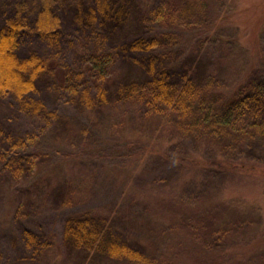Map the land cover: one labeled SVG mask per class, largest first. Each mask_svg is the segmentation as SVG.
I'll return each instance as SVG.
<instances>
[{
  "label": "trees",
  "instance_id": "trees-1",
  "mask_svg": "<svg viewBox=\"0 0 264 264\" xmlns=\"http://www.w3.org/2000/svg\"><path fill=\"white\" fill-rule=\"evenodd\" d=\"M213 6V0L14 3L0 26V100L15 97L48 128H57L58 140L78 137L81 147L86 145L80 154L74 147L55 152L75 164L100 157L111 179L122 178L123 189L112 204L69 214L60 244L52 226L45 234L28 226L16 229L14 240L24 241L13 255L0 246V264H264L263 208L226 194L241 182L237 179L264 175V63L231 93L220 89L222 80L198 49L203 37L220 26L216 15L210 19ZM60 8L101 41L84 69L71 76L65 72L62 82L70 88L77 114L90 118L80 133L70 126L69 116L31 96L56 63L36 52L24 58L17 54L27 32L59 36ZM192 39L194 48L189 47ZM107 113L115 119L109 122L112 131ZM119 121L126 126L114 123ZM3 127L0 145L11 144L0 152V161L12 164L27 151L22 136L13 140ZM168 131L171 136L165 138ZM87 137L98 142L95 148L103 154L94 156ZM65 139L62 143L70 142ZM142 190L143 196L136 197ZM80 191L64 180L45 189L43 197L48 194L62 209L85 202L87 195ZM172 205L178 216L169 213ZM4 221L0 228L10 224ZM232 234L237 241L230 252L218 239ZM188 238L194 242L184 244ZM153 239L172 247L170 255L152 252L148 243Z\"/></svg>",
  "mask_w": 264,
  "mask_h": 264
},
{
  "label": "rangeland",
  "instance_id": "rangeland-1",
  "mask_svg": "<svg viewBox=\"0 0 264 264\" xmlns=\"http://www.w3.org/2000/svg\"><path fill=\"white\" fill-rule=\"evenodd\" d=\"M16 1L0 0V26L4 23V19L12 13ZM67 1L71 2V0ZM213 1L216 13L212 12L210 19L216 18L214 22L220 26L212 28L210 36L203 37V43L198 49L207 62H210L209 67L212 74L222 80L223 87L220 89L231 93L233 88H237L247 80L255 65L259 66L264 63V0H222L221 4L218 2L219 0ZM25 2L33 4L36 0H25ZM59 12L63 22L59 36L48 39L27 32L17 54L20 58H24L30 53L36 52L44 59L51 61L52 64L56 63V70L45 72L42 81L39 82L38 90L31 96L42 101L48 110L69 116L71 118L70 126L80 133L82 125L90 121V118L77 114L79 110L71 101L70 88L62 82L65 72L71 76L78 70L84 69V66L90 62L91 52L99 47L101 41L89 30L73 24L69 20L67 11L60 8ZM205 33L206 29L203 36ZM194 43L193 39L189 40V47L194 48ZM54 55H58V57L55 59ZM260 72L257 74H261ZM108 116L110 117L109 114ZM112 119L115 120L111 117L108 119V127ZM46 123L42 118L33 115L24 106H21L12 95L0 100V126L6 127L5 134H10L13 140L15 136H22L27 151L26 155L18 156L20 160L14 158L10 162L12 164H9L8 161L7 163L0 161V220H8L10 224H15L13 226L8 224V226L0 228V246L6 254L17 253L16 248L24 240H14V235L17 232L16 229L25 226L40 230L44 234L49 232L50 226L54 227L57 242L60 244L63 222L69 214L85 208L112 204V198L117 200L123 189L120 183L122 178L111 179L108 175L109 169L106 168L104 162H100V157L92 158L86 164L81 161L75 164V159L72 160L67 156L62 157L56 153L57 148H61V151L64 149L65 152V150L71 151L74 147L80 154L86 145L81 147L76 136H74V141L62 136L58 140V136H55L57 128H48ZM114 123L117 126H126L121 121ZM98 129L101 130L99 127ZM108 129L112 131L110 127ZM65 133L66 131H63L60 135ZM163 136L165 138L171 136V132L168 131ZM64 139L70 142L64 144L62 143ZM92 141L93 138L88 140L94 150L92 152L95 154L94 156L103 154H99L95 148L99 147L98 142L92 143ZM58 143H61L62 147ZM74 143L76 144L73 145ZM10 144L9 142L1 143L0 152L4 154ZM46 146L49 149L47 153L44 149ZM136 170L141 171V168L137 169L136 167ZM64 180L70 181L76 190H81L80 192L86 194L87 200L78 202L77 206L61 209L48 194L43 197L45 189L62 184ZM137 180L139 184L140 179ZM237 180H241V182L233 183L226 190L227 196H236L242 199L246 197L248 203L259 205L264 210V175L258 178H246L245 180L239 178ZM138 184L134 181L132 185L137 187ZM142 193L143 190L136 197H140ZM78 200L81 198L76 199V201ZM19 209H21V215L17 220ZM178 211V207L172 205L169 213L174 217L180 214ZM19 222L20 225H18ZM230 236L224 239L218 236V240L226 250L231 252L235 248L237 239L234 240V238L237 235ZM171 238L173 235L168 241ZM148 239H150L149 236ZM152 242L148 243V248H151L152 252H168L170 255L172 247L168 248V244H161L154 239ZM192 242L194 239L184 240V244ZM222 246L220 247L222 248ZM53 264H61V262Z\"/></svg>",
  "mask_w": 264,
  "mask_h": 264
}]
</instances>
